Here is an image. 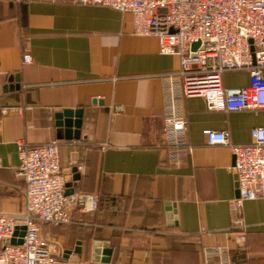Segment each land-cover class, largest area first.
Listing matches in <instances>:
<instances>
[{
  "label": "crops",
  "instance_id": "obj_1",
  "mask_svg": "<svg viewBox=\"0 0 264 264\" xmlns=\"http://www.w3.org/2000/svg\"><path fill=\"white\" fill-rule=\"evenodd\" d=\"M75 1L0 0V109L29 108L0 117V212L24 209L17 143L57 140L62 171L84 166L68 188L100 197L96 213L71 211L82 224L42 226L64 264H205L203 251L214 246L228 247L235 264H264V199L244 205L239 250L230 211L234 156L204 135L226 131L231 144H250L264 111L212 112L200 97L183 99L193 148L171 163L162 141L163 79L180 69V58L162 55L155 37L133 35L130 14ZM224 85L247 87L249 74L226 73ZM65 109L83 111L79 140L65 138ZM96 243L111 254L95 260Z\"/></svg>",
  "mask_w": 264,
  "mask_h": 264
},
{
  "label": "built area",
  "instance_id": "obj_2",
  "mask_svg": "<svg viewBox=\"0 0 264 264\" xmlns=\"http://www.w3.org/2000/svg\"><path fill=\"white\" fill-rule=\"evenodd\" d=\"M75 2L130 14L133 35L155 37L162 55L180 58V69L163 79L162 141L171 163L177 164L193 148L189 142V123L181 105L183 99L200 97L212 112L257 114L264 111V0ZM31 60L29 55L24 56L25 63ZM243 71L249 74L247 87L224 85L226 73ZM26 110L29 108L3 107L0 117L22 116ZM122 111V107L115 108V112ZM204 135L209 145L229 146L234 156L232 171L237 178V197L230 205L231 229L241 250L246 240L244 205L264 199V127L253 128L252 142L246 145L231 144L226 131L206 130ZM17 147L19 175L26 185L24 209L19 214L0 212V264H64L63 250L56 241L43 237L42 226L82 224L73 220L71 211L96 213L100 197L95 193L66 194L68 183L60 166L59 141L37 147L19 141ZM76 168L84 172L83 165ZM13 240L22 244H11ZM203 254L205 264H235L226 246L207 248Z\"/></svg>",
  "mask_w": 264,
  "mask_h": 264
},
{
  "label": "water",
  "instance_id": "obj_3",
  "mask_svg": "<svg viewBox=\"0 0 264 264\" xmlns=\"http://www.w3.org/2000/svg\"><path fill=\"white\" fill-rule=\"evenodd\" d=\"M197 45L194 46L196 48ZM62 118H63V127L65 130V138L66 140H79L81 135V130L83 127V111L81 109H65L62 112ZM78 170L77 168L68 169L66 171H63V174L66 177L67 183L71 182L72 174H74L76 177L75 180H78L77 177ZM76 186V185H75ZM75 193L74 187L67 189V195H72ZM24 230V229H23ZM20 236H24V231L20 233ZM9 243V242H7ZM11 244H22V241L15 242L10 241ZM80 246V243L78 244ZM104 247V249H102ZM106 248V249H105ZM77 252V249H76ZM79 252V250H78ZM95 260H99L101 255L103 256H109L111 254L110 250L107 249L106 244L103 246L102 243H96L95 245ZM105 260V259H103Z\"/></svg>",
  "mask_w": 264,
  "mask_h": 264
},
{
  "label": "rangeland",
  "instance_id": "obj_4",
  "mask_svg": "<svg viewBox=\"0 0 264 264\" xmlns=\"http://www.w3.org/2000/svg\"><path fill=\"white\" fill-rule=\"evenodd\" d=\"M229 75H230V77H231V76H233V73H232V74H229Z\"/></svg>",
  "mask_w": 264,
  "mask_h": 264
}]
</instances>
